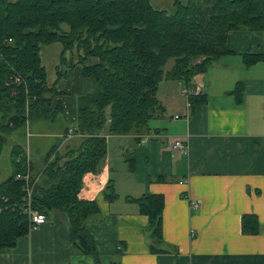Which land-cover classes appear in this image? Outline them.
Wrapping results in <instances>:
<instances>
[{
    "label": "trees",
    "instance_id": "16d2710c",
    "mask_svg": "<svg viewBox=\"0 0 264 264\" xmlns=\"http://www.w3.org/2000/svg\"><path fill=\"white\" fill-rule=\"evenodd\" d=\"M173 6L168 14L149 0H0V153L5 134L28 120L52 121L60 112L59 104L52 103L56 82L47 81L42 46H62L57 78L67 60L72 65L88 61L82 74L96 82L93 93L77 100L74 130L84 139L76 149L61 156L53 146L35 168L20 145L12 146L11 173L0 181V249L29 232L23 181L16 178L29 171L34 181L30 208L45 215L52 210L66 213L72 247L98 264L95 240L85 223L99 208L95 200L80 198L79 191L84 175L97 173L106 157L105 133L147 131L160 109L157 90L162 80L182 81L193 90V77L227 51L230 31H264V0H174ZM242 57L246 66L264 62V53L247 50ZM170 59L171 67L164 70ZM242 91L237 82L231 91L237 103ZM187 100L194 108L206 96L190 93ZM117 196L105 193L108 200ZM132 200L148 217L150 251L162 252L163 195ZM241 230L256 234V215L243 214Z\"/></svg>",
    "mask_w": 264,
    "mask_h": 264
},
{
    "label": "crops",
    "instance_id": "0c3cea01",
    "mask_svg": "<svg viewBox=\"0 0 264 264\" xmlns=\"http://www.w3.org/2000/svg\"><path fill=\"white\" fill-rule=\"evenodd\" d=\"M53 45H45L46 55L54 51L57 60L49 82H56L52 103L60 106L57 116L63 113L73 124L52 131L62 140L55 145L62 156L84 139L74 130L77 100L93 93L96 82L82 74L88 61H66L57 78L62 48ZM225 46V53L193 77L192 89L206 96L204 103L190 108L182 90H193L182 81L162 80L160 109L147 131L105 133L106 157L97 173L84 175L79 191L99 208L85 223L98 264H264V62L246 66L242 57L247 50L264 53V31L232 30ZM237 82L243 87L240 103L231 93ZM180 138L185 150L173 148ZM108 191L117 198L106 199ZM149 193L164 197L162 252L150 251L148 217L132 200ZM243 214L256 215V234L242 232ZM45 216L15 245L0 249V264H96L72 247L66 213Z\"/></svg>",
    "mask_w": 264,
    "mask_h": 264
},
{
    "label": "rangeland",
    "instance_id": "374dc122",
    "mask_svg": "<svg viewBox=\"0 0 264 264\" xmlns=\"http://www.w3.org/2000/svg\"><path fill=\"white\" fill-rule=\"evenodd\" d=\"M150 3L158 9L165 10L168 14L174 11V0H149ZM185 2V0H183ZM63 28L66 29V24H63ZM57 48H62L60 43H55ZM46 47L42 46L40 50L42 63L45 65L46 78L50 82L53 78V67L56 60V54L46 55ZM62 50V49H61ZM76 53V52H75ZM72 53V56L76 59V54ZM70 52L66 51L65 56L69 58ZM91 60V59H90ZM69 62V60H67ZM172 65V59L168 60L164 66V70H167ZM180 87L183 86L180 84ZM66 126H73L72 122H67L64 119L63 113L59 114L54 121L51 120H28L24 125L15 128L10 133L5 134V142L3 144L0 153V181L4 180L12 170L10 162V151L13 145L18 144L22 147L24 152L28 154V157L34 163V167L42 165L43 159L47 151L55 145H58L62 140L52 135V131H62ZM72 128V127H71ZM68 128L67 130H69ZM66 130V131H67ZM73 130V129H70ZM115 145L112 144L110 149H114ZM116 168V166H114Z\"/></svg>",
    "mask_w": 264,
    "mask_h": 264
},
{
    "label": "built area",
    "instance_id": "2783aa9c",
    "mask_svg": "<svg viewBox=\"0 0 264 264\" xmlns=\"http://www.w3.org/2000/svg\"><path fill=\"white\" fill-rule=\"evenodd\" d=\"M182 92L188 96L191 92L188 91L186 88H183ZM192 93H199L198 88H195ZM189 104V102H188ZM177 117V116H176ZM72 130H68L67 133H71ZM173 148L176 149H180V150H185L186 149V144L184 143V140L177 139L174 144H173ZM16 178L19 180L23 181V191H24V195H25V200H26V204H27V211L29 212V216H30V227H35L38 224H41L43 222L46 221V216L43 213L38 212L37 210H32L30 208V204H31V193H32V188L34 185V181H32V177L31 174L29 173V171H27L26 173H18L16 175Z\"/></svg>",
    "mask_w": 264,
    "mask_h": 264
}]
</instances>
